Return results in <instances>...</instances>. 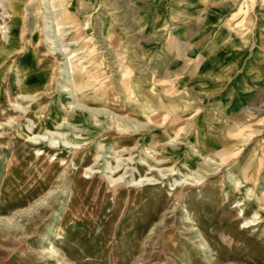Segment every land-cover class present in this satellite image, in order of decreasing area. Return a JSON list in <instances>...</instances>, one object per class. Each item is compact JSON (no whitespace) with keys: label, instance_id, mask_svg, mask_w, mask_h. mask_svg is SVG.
Segmentation results:
<instances>
[{"label":"rangeland","instance_id":"1","mask_svg":"<svg viewBox=\"0 0 264 264\" xmlns=\"http://www.w3.org/2000/svg\"><path fill=\"white\" fill-rule=\"evenodd\" d=\"M1 1L0 264H264V0Z\"/></svg>","mask_w":264,"mask_h":264},{"label":"bare ground","instance_id":"2","mask_svg":"<svg viewBox=\"0 0 264 264\" xmlns=\"http://www.w3.org/2000/svg\"><path fill=\"white\" fill-rule=\"evenodd\" d=\"M3 2H5L4 0H2ZM1 1V2H2ZM3 5V4H2ZM5 6V5H4ZM6 7V6H5ZM2 8V7H1ZM0 8V9H1ZM4 10V9H3ZM5 12V11H4ZM3 16V15H2ZM8 18V17H7ZM11 18H12V24L11 25H9V26H7L5 29H8L7 31H9L10 32V36L8 37V42H10V41H12V40H14L17 36V34H16V32H17V29L15 28V26H16V24L20 21V19H21V12H20V9L18 8V6H14V8H13V11H12V15H11ZM10 23V22H9ZM6 26V25H5ZM1 28H2V26H1ZM2 30V29H1ZM0 30V31H1ZM2 32V31H1ZM3 34H5V32L3 33L2 32V35ZM7 34V33H6ZM6 36V35H5ZM4 38H6V37H4ZM6 40V41H7ZM123 178V177H122ZM121 179V178H120ZM115 181V180H114ZM117 181V180H116ZM140 183V182H139Z\"/></svg>","mask_w":264,"mask_h":264}]
</instances>
